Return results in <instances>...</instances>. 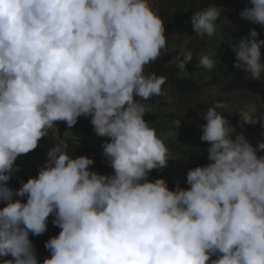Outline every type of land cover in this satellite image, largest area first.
I'll use <instances>...</instances> for the list:
<instances>
[{
    "label": "clouds",
    "instance_id": "9594fccd",
    "mask_svg": "<svg viewBox=\"0 0 264 264\" xmlns=\"http://www.w3.org/2000/svg\"><path fill=\"white\" fill-rule=\"evenodd\" d=\"M263 38L264 0H0V264H264V140L251 144L264 128ZM171 67L195 89L177 90ZM167 80L188 101L248 86L253 101L233 124L219 100L205 105L186 128L194 156L175 165L148 124ZM70 130L99 142L73 156ZM43 144L44 162L17 178ZM168 163L187 188L148 178ZM50 216L58 234L37 238Z\"/></svg>",
    "mask_w": 264,
    "mask_h": 264
},
{
    "label": "rangeland",
    "instance_id": "374dc122",
    "mask_svg": "<svg viewBox=\"0 0 264 264\" xmlns=\"http://www.w3.org/2000/svg\"><path fill=\"white\" fill-rule=\"evenodd\" d=\"M160 2L161 0H149L151 6H156L157 4H160ZM230 14L235 16L237 13L234 9L230 11ZM227 27L229 32H231L232 29L237 31L243 29L244 24H238L233 28H230V25L227 24ZM167 39L170 42L169 44H166V48L162 50V52H166L168 50V59L170 60L175 52L174 45L176 42L180 41L181 37L173 34ZM261 62L264 63V47L261 48ZM169 66L170 65L168 63H158L152 67L151 71H155L157 73L158 70ZM224 68H227V66ZM259 80H264V75H262ZM204 89L205 87L196 89L193 100L188 101V96H181L179 93L175 92L174 88L167 80L166 84L163 85V91L166 93L164 99L157 102L155 106L150 107V110L152 111V114L156 116V119L148 124L150 127L155 129L158 137L162 139L169 149L170 156L174 158L183 157L182 152H191L189 149V142L192 140V137L189 136V129L186 128L198 126L200 114L202 113L205 105H209L213 101L219 100L218 102L223 103L225 108L218 109V111L222 112L221 114L223 116L226 114L230 123L233 124L238 118L235 110L237 108H242L244 105L253 101L250 97L254 92V88L249 86L242 89H234L227 93L222 92L220 89L217 93ZM259 99L263 100L261 104L264 112V95L263 97L260 96ZM196 100L200 101V106L196 107L193 111L190 108H192L193 103ZM255 118H257V116ZM234 131V129L230 131L232 137L234 136ZM241 134L244 135L245 132L242 131ZM65 137L70 139V146L68 147V150L69 152H72L71 154L73 156H77V151H75L77 147L85 149L87 143L97 145L99 142L97 136H94L93 134L88 136L85 133L75 130L67 131ZM261 140H264V128L262 127L257 132L256 139L252 141L251 144L255 147L257 142ZM78 151H81V149H78ZM86 155L94 160V163L91 166L101 171L92 153L89 152ZM260 155H264V152H261ZM186 173L187 170L168 163V167L165 169L159 171L152 170L149 173L148 178L150 180H154L157 177H163L167 181L168 186L171 188H174L177 183H179L181 187L187 188L188 185L185 182Z\"/></svg>",
    "mask_w": 264,
    "mask_h": 264
},
{
    "label": "trees",
    "instance_id": "16d2710c",
    "mask_svg": "<svg viewBox=\"0 0 264 264\" xmlns=\"http://www.w3.org/2000/svg\"><path fill=\"white\" fill-rule=\"evenodd\" d=\"M167 75L169 76L171 82L174 84V86L176 87L177 90L182 91V92H187L188 89H195V78H193L192 80V84L190 82H188L186 79H180L177 75V68L176 67H171L169 68L168 71H166ZM209 80H210V84L211 85H220V77H219V73L216 70H212L209 72ZM150 119H152L150 117ZM49 148V144H43L41 147H37L33 152H30L29 154L25 155V156H21V163L19 165L20 171L17 172L15 175L17 178L22 177L21 179L26 180L27 177L31 174H33L36 170V168L38 167V165L40 163H43L44 161V156L45 153L47 151V149ZM191 154V153H190ZM192 156H194L193 154H191ZM184 161L182 159H174L172 161V164L175 165H181L183 164ZM52 221V217H49L48 220V228L47 231L40 235V236H36L37 238L46 236L47 239L50 236L53 235H57L59 232V228L56 227L55 232L56 234H52L49 230V225ZM37 253V258L38 260H43V258L45 256H50V253L48 252L47 249H45V247H39L36 250Z\"/></svg>",
    "mask_w": 264,
    "mask_h": 264
}]
</instances>
